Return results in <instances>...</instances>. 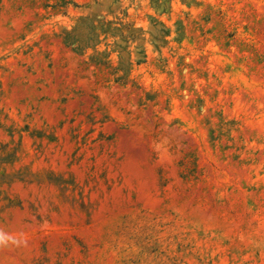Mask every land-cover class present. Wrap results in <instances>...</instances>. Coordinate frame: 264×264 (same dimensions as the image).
I'll return each mask as SVG.
<instances>
[{
  "label": "rangeland",
  "instance_id": "1",
  "mask_svg": "<svg viewBox=\"0 0 264 264\" xmlns=\"http://www.w3.org/2000/svg\"><path fill=\"white\" fill-rule=\"evenodd\" d=\"M0 264H264V0H0Z\"/></svg>",
  "mask_w": 264,
  "mask_h": 264
}]
</instances>
